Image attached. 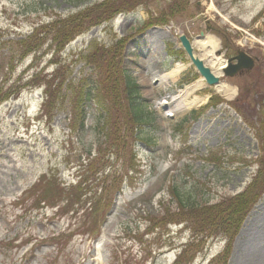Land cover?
Here are the masks:
<instances>
[{
	"label": "rangeland",
	"instance_id": "rangeland-1",
	"mask_svg": "<svg viewBox=\"0 0 264 264\" xmlns=\"http://www.w3.org/2000/svg\"><path fill=\"white\" fill-rule=\"evenodd\" d=\"M95 1L0 0V264H177L187 246L202 237L163 218L180 204L213 205L241 194L258 175L264 0H188L172 16L170 10L182 0H150L86 31L54 56L45 47L33 61L16 48L34 27L75 15ZM161 16L169 23L146 28L151 17ZM182 35L198 58L206 37L250 54L256 61L253 78L244 83L221 78L236 91L228 101L191 64L179 42ZM121 41H126L121 65L154 115L139 129V139H129L127 148L120 143L112 154L111 143L104 144L105 136L92 129L98 116L93 107L87 108V133L73 132L69 88L44 106V85L32 78L41 71L51 78L60 68L78 85L94 75L83 58L91 46L109 50ZM10 54L12 63L6 59ZM201 59L214 72L210 57ZM176 64L183 71L170 79ZM245 84L252 92L244 97L237 88ZM197 99L178 117L155 104L166 100L175 109ZM118 132L123 137L124 128ZM89 161L97 165L93 177ZM114 184L119 190L109 193ZM108 193L113 203L102 207ZM246 217L227 264H263L264 193ZM226 241L214 236L201 242L192 264L211 262Z\"/></svg>",
	"mask_w": 264,
	"mask_h": 264
},
{
	"label": "trees",
	"instance_id": "trees-1",
	"mask_svg": "<svg viewBox=\"0 0 264 264\" xmlns=\"http://www.w3.org/2000/svg\"><path fill=\"white\" fill-rule=\"evenodd\" d=\"M150 0H102L95 1L85 10L75 13V15L65 16L53 20L48 25L34 27L32 33L25 38L16 47L26 51L32 56L33 61H38L44 54V48L55 53L61 52L65 46L69 45L86 33V31L100 26L102 23L112 21L119 14H129L139 7L145 5ZM188 0H182L179 6L172 8L170 16L182 12L188 5ZM169 22L164 17H151L146 22V28L151 26H161ZM126 41H121L115 47L109 50L92 45V49L87 56L83 57L85 63L90 65L92 75L83 77L78 85L68 82L59 69L51 78L43 75L44 71L34 73L32 82L44 85L45 106L50 105L53 99L66 93L67 87L71 91L70 100L72 119L70 127L73 132L85 134L88 131V112L87 108L93 107L98 114L92 129L105 136L104 144L111 143L112 154L120 149V143L127 148L129 139L133 142L140 138L139 129L144 124L151 122L153 113L147 107L145 101L141 98L140 88L134 79L121 65V52ZM2 44V43H1ZM7 61L12 63L13 56L7 55ZM4 68L1 65L0 71ZM1 92V91H0ZM1 98V95H0ZM262 134L259 136L260 156L258 159L259 172L254 182L244 190V193L234 197L224 199L220 203L209 204H191L185 206L180 204V209L170 212L167 218H163L165 223L181 225L185 224L191 230L192 236L200 238L204 244L207 239L214 236H223L227 239L225 249L215 256L208 264H227L233 250V243L236 234L246 219L248 212L255 206L256 201L264 193V121L262 122ZM119 127L124 128L123 137L119 134ZM183 124L179 126L182 129ZM112 139V141H110ZM121 144V145H122ZM101 161V160H100ZM92 162H88V166ZM89 170L90 176L96 174V164L92 163ZM81 185V184H80ZM81 192V188L77 187ZM119 186L114 184L109 186V193L117 192ZM108 200L104 202L113 203L109 194ZM44 197L49 199L48 193ZM201 242H192L178 256V263L183 264L184 259H190V264L196 259ZM196 244V245H195ZM193 246V247H192Z\"/></svg>",
	"mask_w": 264,
	"mask_h": 264
},
{
	"label": "bare ground",
	"instance_id": "bare-ground-1",
	"mask_svg": "<svg viewBox=\"0 0 264 264\" xmlns=\"http://www.w3.org/2000/svg\"><path fill=\"white\" fill-rule=\"evenodd\" d=\"M201 48L203 50V55L201 56V58L206 59V57H210V64L212 65V67L215 68L214 70V74L218 77L221 74V70L225 67L226 63L216 59L215 57V53L219 47V41L211 38V37H206L204 40L201 41L200 43ZM183 71V66L176 64V68L169 73L168 77H170V79H175L176 77H178V75H180ZM164 79L161 78V81H163ZM142 83H144V81H142ZM217 92H219L220 94L224 95L227 99H231L234 97V90L232 89H228L226 88L223 84H220L217 89ZM198 102L197 100H194L192 102H189L187 105H177L176 108H172L171 106H168L169 108L172 109V111H169L166 115L169 117H178L180 115H183L187 112L188 109L193 108V106H195ZM156 107L157 109L162 108L163 106H165V104L170 105V103L168 101H155ZM263 264H264V259H263Z\"/></svg>",
	"mask_w": 264,
	"mask_h": 264
},
{
	"label": "water",
	"instance_id": "water-1",
	"mask_svg": "<svg viewBox=\"0 0 264 264\" xmlns=\"http://www.w3.org/2000/svg\"><path fill=\"white\" fill-rule=\"evenodd\" d=\"M180 43H182L183 48L185 49L186 54H188L191 63L197 69L198 73L203 77L206 84L211 86H218V84L220 83L219 76H215L210 68L205 66L203 61L194 55L192 44L189 42L185 35L180 37ZM236 61L238 62V64L235 66L229 65L228 69L223 70V74L227 75L228 77H234L239 73V71H242L243 69L250 70L255 66V62L244 52L239 53Z\"/></svg>",
	"mask_w": 264,
	"mask_h": 264
},
{
	"label": "flooded vegetation",
	"instance_id": "flooded-vegetation-1",
	"mask_svg": "<svg viewBox=\"0 0 264 264\" xmlns=\"http://www.w3.org/2000/svg\"><path fill=\"white\" fill-rule=\"evenodd\" d=\"M221 52H222V55L224 56V58H226V62H231L232 64H236V62H234V59L238 56V53H239V50H231L230 46H225L224 43H222V47H221ZM255 70V69H254ZM254 70H250V71H243V72H240L238 76H236L235 78H229L231 80H237L238 82H241V83H244V82H247V81H250V79H252L253 77L251 76L254 72ZM226 80H229L228 78L225 77ZM259 80L261 81L262 80V76H259ZM248 85L249 84H245V86L247 87H242L241 88V85H240V88L238 87L237 88V91L238 93H251L252 89L250 90V88H248ZM247 89V90H246ZM260 94H258L257 97H259ZM240 96V95H239ZM244 97H245V94H244ZM244 97H242V101L245 105H250L251 104H246L247 103V99L246 100H243ZM239 103V102H238ZM255 104V103H254ZM259 105V103H257V106ZM261 105V104H260ZM261 107V106H260Z\"/></svg>",
	"mask_w": 264,
	"mask_h": 264
}]
</instances>
